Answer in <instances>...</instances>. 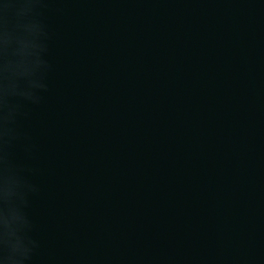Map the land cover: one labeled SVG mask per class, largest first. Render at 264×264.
Segmentation results:
<instances>
[{
	"label": "water",
	"instance_id": "obj_1",
	"mask_svg": "<svg viewBox=\"0 0 264 264\" xmlns=\"http://www.w3.org/2000/svg\"><path fill=\"white\" fill-rule=\"evenodd\" d=\"M45 3L32 264H264V0Z\"/></svg>",
	"mask_w": 264,
	"mask_h": 264
},
{
	"label": "clouds",
	"instance_id": "obj_2",
	"mask_svg": "<svg viewBox=\"0 0 264 264\" xmlns=\"http://www.w3.org/2000/svg\"><path fill=\"white\" fill-rule=\"evenodd\" d=\"M46 6L45 0H0V264H32L39 247L25 211L38 188L24 173L35 170L13 164L8 149L28 139L18 121L48 91L47 32L38 12Z\"/></svg>",
	"mask_w": 264,
	"mask_h": 264
}]
</instances>
